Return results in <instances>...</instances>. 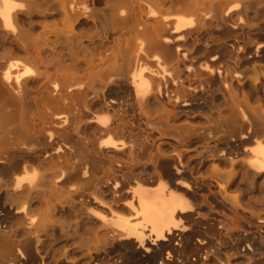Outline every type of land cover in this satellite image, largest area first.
Listing matches in <instances>:
<instances>
[{
    "label": "bare ground",
    "instance_id": "6f19581e",
    "mask_svg": "<svg viewBox=\"0 0 264 264\" xmlns=\"http://www.w3.org/2000/svg\"><path fill=\"white\" fill-rule=\"evenodd\" d=\"M262 5L0 0V264H49L56 211L98 224L91 264H264L226 181L264 179Z\"/></svg>",
    "mask_w": 264,
    "mask_h": 264
},
{
    "label": "rangeland",
    "instance_id": "374dc122",
    "mask_svg": "<svg viewBox=\"0 0 264 264\" xmlns=\"http://www.w3.org/2000/svg\"><path fill=\"white\" fill-rule=\"evenodd\" d=\"M264 5L254 6L250 11V17L253 19L256 13L262 11ZM259 89L249 81L246 85V96L253 102L262 101L264 103V83L257 82ZM220 169L224 173L231 170L229 163H220ZM211 164H207L202 172L209 173ZM237 175L235 177H226L227 184L230 186L227 195L230 197H239L245 204L251 203L257 211L261 212L264 217V205L256 203L255 200L264 201V187L262 183L264 179H260L257 184L251 185L253 178L250 176L245 181H242L243 170L236 168ZM79 206H73L74 211H78ZM54 218L58 223L48 229V233L41 234L42 242L40 247V255L44 257L47 263L55 264L57 260L67 259L73 264H91L92 252L89 250L92 241L91 228L96 227V221L86 219V214H83V219H78L68 211L66 213L55 212ZM79 222V224H78ZM96 223V224H95ZM64 224V230L61 227ZM207 264H221L217 258L212 257L211 262ZM230 264H253L246 254H240L231 259Z\"/></svg>",
    "mask_w": 264,
    "mask_h": 264
}]
</instances>
